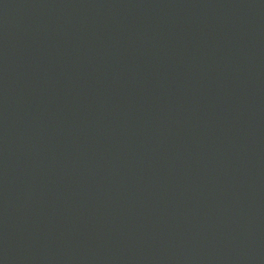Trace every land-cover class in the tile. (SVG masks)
I'll return each mask as SVG.
<instances>
[{
  "label": "water",
  "instance_id": "95a60500",
  "mask_svg": "<svg viewBox=\"0 0 264 264\" xmlns=\"http://www.w3.org/2000/svg\"><path fill=\"white\" fill-rule=\"evenodd\" d=\"M0 264H264V0H0Z\"/></svg>",
  "mask_w": 264,
  "mask_h": 264
}]
</instances>
